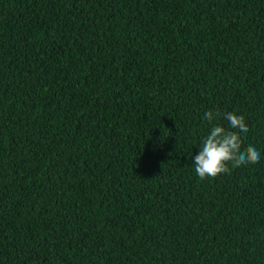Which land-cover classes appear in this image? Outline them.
I'll return each mask as SVG.
<instances>
[{"label": "trees", "instance_id": "1", "mask_svg": "<svg viewBox=\"0 0 264 264\" xmlns=\"http://www.w3.org/2000/svg\"><path fill=\"white\" fill-rule=\"evenodd\" d=\"M0 264H264V0H0Z\"/></svg>", "mask_w": 264, "mask_h": 264}, {"label": "clouds", "instance_id": "2", "mask_svg": "<svg viewBox=\"0 0 264 264\" xmlns=\"http://www.w3.org/2000/svg\"><path fill=\"white\" fill-rule=\"evenodd\" d=\"M204 118L212 123L216 116L211 111H206ZM223 118L229 122L228 128L215 124L192 157L195 173L201 181L221 174H230L234 168L256 164L260 160V152L255 147H241V134L249 130L245 117L227 112Z\"/></svg>", "mask_w": 264, "mask_h": 264}]
</instances>
